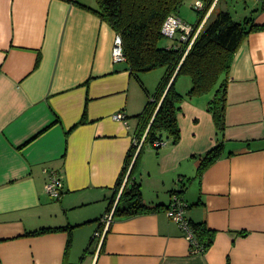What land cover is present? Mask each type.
I'll return each mask as SVG.
<instances>
[{
	"label": "crops",
	"instance_id": "crops-1",
	"mask_svg": "<svg viewBox=\"0 0 264 264\" xmlns=\"http://www.w3.org/2000/svg\"><path fill=\"white\" fill-rule=\"evenodd\" d=\"M193 2L185 1L193 14L178 16L196 25ZM230 2L239 5L235 20L264 24L262 0H220L216 9ZM82 5L97 7L96 0H0V264H264V29L233 54L225 130L216 129L208 95L185 97L179 141L145 143L134 170L144 203L157 209L114 217L107 227L101 218L133 145L135 116L165 68L136 77L115 62L116 32ZM190 87L185 80L176 89ZM221 142V156L197 175ZM50 171L63 180L59 198L45 191ZM174 191L188 220L216 231L205 252H191L167 215Z\"/></svg>",
	"mask_w": 264,
	"mask_h": 264
},
{
	"label": "trees",
	"instance_id": "trees-1",
	"mask_svg": "<svg viewBox=\"0 0 264 264\" xmlns=\"http://www.w3.org/2000/svg\"><path fill=\"white\" fill-rule=\"evenodd\" d=\"M185 1L96 0V8L82 5L95 12L101 20L120 34L124 61L133 75L138 77L140 73L159 67L165 68L156 91L143 110L135 116L138 120L135 138L140 140L144 136L143 144L140 148L137 144H133L127 153L123 170L107 207L108 213L113 211V218L147 214L157 209L144 203L140 184L133 178L134 170L145 143L159 148L161 144L156 145L155 142H165L169 138L174 144L179 141L181 132L177 114L180 110L179 104L185 97L208 95L207 109L212 114L216 129L225 130L227 74L233 54L251 31L264 29V24H257L252 16L247 15L243 20L238 21L228 9H216L220 1L217 0L188 48L198 26L215 2V0H201L203 7L197 10L194 7L196 1L194 0L192 9L199 15V22L194 26L191 39L186 43H177L170 39L165 41L161 31L162 25L169 15H178ZM261 9H264V0ZM181 75L189 76L191 81V87L186 94L180 93L175 86L177 78ZM222 151V142L211 148L203 157L197 175H201L209 164L217 160ZM124 178L126 182L122 187ZM173 193L181 195L179 191ZM117 195H119L118 199ZM190 224L199 247L198 252H205L211 247L216 231L202 222L190 221ZM71 227L40 228L28 234H42ZM93 243L94 241H91L89 247ZM194 247L191 244V249Z\"/></svg>",
	"mask_w": 264,
	"mask_h": 264
},
{
	"label": "built area",
	"instance_id": "built-area-1",
	"mask_svg": "<svg viewBox=\"0 0 264 264\" xmlns=\"http://www.w3.org/2000/svg\"><path fill=\"white\" fill-rule=\"evenodd\" d=\"M194 7L197 10H200L203 7V2L201 0H196ZM194 26H195L194 24L183 20L178 15H169L165 19L161 31L164 34V36L170 40H175L177 43L178 42L186 43L191 39V35L195 29ZM201 27L202 24L199 25L194 36L190 40L188 48L193 43ZM112 58L115 62H122L125 60V56L123 53L122 38L120 34L117 33L115 34L114 37ZM114 118L118 120H123L125 123L127 122L126 116L123 112L115 113ZM143 139L144 137L141 138L140 140L134 138L133 144H137L138 147H140L141 144L143 143ZM164 143L165 142H155L156 145L159 144L163 145ZM45 191L49 196L53 198H59L62 195L63 180L56 171H50L49 178L45 183ZM186 209H187V203L184 201L182 196L174 193L172 195L169 206L166 208V213L174 222H176L181 227L186 238L190 241L192 245L195 246L193 249H191V252H198L199 247L198 244L196 243L194 231L191 227L190 221L186 217ZM112 214L113 211L109 212L108 214H106L101 218L102 223H104L105 226L107 227L109 226L113 218ZM105 231H106L105 228H103L102 230H96L94 233V237L101 238L105 233Z\"/></svg>",
	"mask_w": 264,
	"mask_h": 264
},
{
	"label": "rangeland",
	"instance_id": "rangeland-1",
	"mask_svg": "<svg viewBox=\"0 0 264 264\" xmlns=\"http://www.w3.org/2000/svg\"><path fill=\"white\" fill-rule=\"evenodd\" d=\"M189 1V0H188ZM216 1L217 0H215V2L212 4V6H211V8L209 9V13H211V11H212V9H213V7H214V4L216 3ZM238 7H239V5H238V3L236 4L235 2H230V3H228V9L230 10V12H231V14L235 17L236 16V11H237V9H238ZM182 12H190L191 14H193L194 12L193 11H191L190 9H189V7H188V4L187 3H185V4H183V6L181 7V9H180ZM207 12V13H208ZM207 18H208V16H207ZM206 21V20H205ZM205 21H203L202 23H200V24H202V26H203V24H204V22ZM199 27V26H198ZM164 40L166 41V40H169L167 37H165L164 38ZM163 40V41H164ZM160 68H162V67H159L158 69H156V70H159ZM155 70V69H154ZM186 80V82H190V78H189V76H187V75H181V76H179L178 78H177V80H176V83H175V86L176 87H178V86H180V84H181V82H183V81H185ZM183 84V83H182ZM95 243V242H94Z\"/></svg>",
	"mask_w": 264,
	"mask_h": 264
}]
</instances>
